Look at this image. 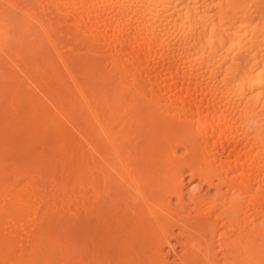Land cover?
<instances>
[{"label":"bare ground","instance_id":"obj_1","mask_svg":"<svg viewBox=\"0 0 264 264\" xmlns=\"http://www.w3.org/2000/svg\"><path fill=\"white\" fill-rule=\"evenodd\" d=\"M0 264H264V0H0Z\"/></svg>","mask_w":264,"mask_h":264},{"label":"rangeland","instance_id":"obj_2","mask_svg":"<svg viewBox=\"0 0 264 264\" xmlns=\"http://www.w3.org/2000/svg\"><path fill=\"white\" fill-rule=\"evenodd\" d=\"M187 180H188V179H187ZM187 180H186V181H187ZM187 186H188V184H185L186 189H187Z\"/></svg>","mask_w":264,"mask_h":264}]
</instances>
